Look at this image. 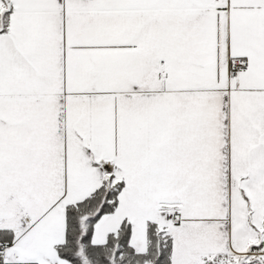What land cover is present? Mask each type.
Returning <instances> with one entry per match:
<instances>
[{
  "label": "snow or ice",
  "instance_id": "1",
  "mask_svg": "<svg viewBox=\"0 0 264 264\" xmlns=\"http://www.w3.org/2000/svg\"><path fill=\"white\" fill-rule=\"evenodd\" d=\"M0 264H264V0H0Z\"/></svg>",
  "mask_w": 264,
  "mask_h": 264
}]
</instances>
